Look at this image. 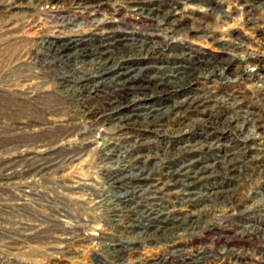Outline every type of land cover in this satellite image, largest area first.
<instances>
[{"label":"rangeland","instance_id":"obj_1","mask_svg":"<svg viewBox=\"0 0 264 264\" xmlns=\"http://www.w3.org/2000/svg\"><path fill=\"white\" fill-rule=\"evenodd\" d=\"M9 1L0 0V264H264V0H105L112 9L122 5L123 12L117 22L102 23L100 31L121 30L162 43L152 55L137 56V67L162 74L167 66L181 64L173 56L184 51L218 65L189 81L197 70L182 85L148 99L149 105L165 107L198 94L209 101L207 107H182L151 131L131 132L105 126L111 115L107 99L122 95L109 81L95 91L67 92L57 75L69 67L44 65L24 54L41 35L59 30L55 25H62L63 16L76 17L64 33L79 31L93 41L101 37L87 33L97 23L76 13V5L65 8L56 23V13L41 10L32 15L17 8L5 13L2 5ZM136 6L145 10L136 11ZM151 8L159 9L152 14L156 21L165 22L163 16L173 12L170 21L179 23L168 30L146 28L140 14L147 15ZM105 14L97 18L104 22ZM91 108L98 110L96 116H87ZM128 136L142 139L138 149L149 153L174 151L206 138L218 145L202 153L208 163L238 150L247 166L196 182L192 195L164 178L160 192L133 198L125 217L113 222L106 208L92 206L87 198L108 187L104 174L118 171L117 162L101 159L102 144ZM72 157L76 161L67 162ZM64 162L63 169H56ZM42 163H48L45 174L37 176L34 170ZM7 167L18 175L3 176L10 171ZM78 182L88 185L80 191L71 188ZM114 190L111 200L118 207L120 192ZM224 190L231 191L228 204L206 200L211 192ZM148 205L170 212L171 221L163 222L165 215L149 216ZM63 237L67 241L61 243ZM114 242L126 248L115 253L108 245Z\"/></svg>","mask_w":264,"mask_h":264},{"label":"bare ground","instance_id":"obj_2","mask_svg":"<svg viewBox=\"0 0 264 264\" xmlns=\"http://www.w3.org/2000/svg\"><path fill=\"white\" fill-rule=\"evenodd\" d=\"M114 3H116V1H114ZM71 5H76V8L78 9L76 13H82L86 20H92L97 24L99 23V25L94 24L95 30L87 33V37H101L99 41H93L91 38L87 39L86 36L79 31L70 30L68 33L63 32L65 28L68 29V26L75 22L76 17L73 19L67 15L63 16L65 20L63 19L64 21L62 25L59 23L60 21H57L59 20L60 13H65L64 9H68ZM107 5L108 1L105 0H27L26 3L19 0H12L2 5V11L6 13L10 12L11 9L14 10L17 8L20 11L24 10L23 13L28 15H32V12L37 10H41L48 15L56 13L52 18H54L53 21H55V23L57 22L55 26L59 30H51L46 34L42 33L43 35L40 36V40L38 42H34L30 48L25 49L26 51L24 54L28 59H35L37 62L38 59L39 61L41 60L40 62H43L44 65L51 62V64L61 63L64 66L69 67L70 69L66 68V71L57 75V77H61V81L57 82H61L62 89L65 88L67 92H71L70 90H72L73 93L83 91L86 92L87 90L95 91L102 88L104 83L108 81L110 82V85L116 89V91L120 90L122 95L118 94L110 96L106 101V109L109 110L111 115L108 116L105 120L106 122H104L105 126L109 125L108 128L112 131L117 132L118 130H130L131 132V129L135 128H143L151 131L154 129L153 127L161 123L170 112L175 110L178 111L182 107L187 109L207 107L209 101L197 96L198 94L196 96H191L182 102L174 103V105L165 107H162L161 105H149L148 99L152 97L153 94L161 93L169 86L177 87L182 85L181 83L185 82L187 79L186 77L190 76V74L192 75L197 70L198 71L193 74V77H189L191 78L189 81L196 77L200 78L207 72L212 73L216 68H218L216 67L218 65L214 64L212 61H204V58L202 59L200 56H195L194 54L184 51L181 54L177 53L174 54V56L172 55L173 57L181 60V64H176L177 66L175 67L167 66V70H165L162 74H152L148 67H137L136 63H133V60H135L137 56H144L158 51L162 43L154 40V38H142L129 33H123L121 30L108 29L100 31L99 27L102 23L104 25L105 22H117V17L121 14V12H123L122 5H119L121 8L117 9L109 8ZM123 5L125 4L123 3ZM40 7H42V9H39ZM80 9H82V11H80ZM135 10H145V8L136 6ZM158 10L159 9L157 8H151L148 9L149 13L147 15L140 14V21L144 23L143 26L153 30L174 29L176 24L179 23L175 20L170 21L174 13L169 12L165 14L163 16V21L165 22H159L152 16V14H155ZM100 12L106 13V20L104 22L103 19L100 20L97 18ZM37 48L40 49V52H38ZM44 51L46 54H44ZM15 54L13 55L15 56ZM49 56H51V59H49ZM20 59L22 60V58ZM16 61L20 60L18 59ZM183 62L186 63L182 64ZM189 62L191 63L190 65L188 64ZM29 63L31 64V62ZM228 66H223L221 69L226 70ZM75 71H77V73H75ZM148 72L149 74H147ZM143 77H145V80L142 79ZM184 85L188 84L185 83ZM226 97L229 98L228 95ZM97 113L98 110L91 108L86 114L87 116L89 115L93 117L96 116ZM183 113L185 112L183 111ZM73 125H76V123ZM70 128L72 129V127ZM67 133L69 134V131H67ZM213 142L214 141L210 142L206 138H202L192 142L188 141L184 145L175 148L176 150L174 151L169 148H165V151L161 153H159V151L156 153H149L138 149L143 145L142 139H139L138 137L128 136L120 140H115L114 137H111L102 144L100 156L106 164L117 162L118 164L116 166V170L118 171L104 174L107 175L105 176V180H107L108 187H104L103 189H100V191H95L92 196L90 195V197L87 198V202L92 206H101L106 208L112 216L111 220L113 222H119L122 217H125L123 215L127 210L126 204H131V201L135 197L145 196L150 198V195L160 192L162 189L160 185L161 183L164 184V181L162 182V179L164 178H169L170 182L173 181V185H181L187 192L189 191L187 194L192 195L194 192H191L190 189L196 182L220 174L222 170H227L228 172L231 170L235 173L236 170H241L243 167L247 166L242 155L237 152L238 150L235 152H227L224 158L222 157L223 159L221 161L216 160L213 163H208L203 159L202 153L205 150L210 151L218 146H216ZM69 160L76 161L74 157L68 159L67 162ZM47 164L48 163L39 164V167L34 170L35 174H37V176L44 175V168L47 167ZM64 165L65 162L62 165L58 164L56 169H63ZM7 168V170L10 171L6 172L3 176L14 177L15 175H18V172H15L16 170L13 171L14 169L12 170L11 167ZM166 184L168 183L165 182V185ZM87 185L88 184L85 182H78L74 186L71 185V188H75L78 189L77 191H80L84 190ZM112 188L120 192L118 194L120 202L118 207L115 205L114 201L111 200L112 193L110 190ZM230 193V190L214 191L207 195L206 200L217 202L221 199L222 202H226L228 204ZM122 205H125L124 208ZM154 208L148 205L145 207V211L149 216L157 214L158 217L162 218L165 215L167 220H164L163 222L171 221L170 212H165L160 209L156 210ZM129 212H131V210H129ZM190 224L191 226L194 225L193 223ZM64 238L65 237L61 238V243L67 241V238ZM108 245L115 253H119L122 249L126 248V246L122 245L120 242H114ZM65 247L66 245H58L56 248L62 249ZM194 256L195 255H191L188 257L189 259H193ZM187 264H190V262L187 261Z\"/></svg>","mask_w":264,"mask_h":264}]
</instances>
